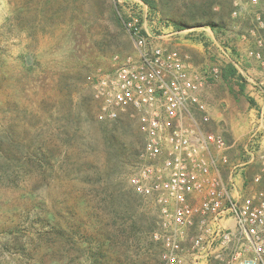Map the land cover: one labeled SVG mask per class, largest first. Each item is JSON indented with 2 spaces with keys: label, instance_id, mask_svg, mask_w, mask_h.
I'll list each match as a JSON object with an SVG mask.
<instances>
[{
  "label": "rangeland",
  "instance_id": "rangeland-1",
  "mask_svg": "<svg viewBox=\"0 0 264 264\" xmlns=\"http://www.w3.org/2000/svg\"><path fill=\"white\" fill-rule=\"evenodd\" d=\"M204 1L155 0L156 9L145 8L142 20L152 37L194 57L200 70L236 66L245 91L240 93L235 82L220 76L210 81L204 99L211 113L207 129L244 155L260 118L257 92L264 90L262 66L247 58L258 49L256 36L264 39L257 24L264 17V0H234L232 14L230 8L214 7L208 17L222 25L216 29L205 25ZM133 9L143 12L133 0H0V147L10 161L0 159V264H53L57 259V264H91L94 259L79 251L85 246L68 241L73 236L86 237L89 250L100 252L99 264L165 262V249L155 237L160 232L158 206L131 184L142 164L144 134L137 123L122 118L127 131L115 135L124 158L118 171L109 174L117 167L108 160L106 133L113 123L100 117L89 80L109 76L119 63L137 56L122 21ZM177 25L186 27L179 30ZM37 141L42 144V166L20 162L17 150L32 152ZM16 167L40 170L42 179L27 173L13 180L4 177ZM109 178L122 192L138 197L130 220L106 200ZM49 221L65 235L58 238L54 253H48L54 240L46 236ZM133 222L142 232L134 229L127 240L121 229Z\"/></svg>",
  "mask_w": 264,
  "mask_h": 264
},
{
  "label": "built area",
  "instance_id": "built-area-1",
  "mask_svg": "<svg viewBox=\"0 0 264 264\" xmlns=\"http://www.w3.org/2000/svg\"><path fill=\"white\" fill-rule=\"evenodd\" d=\"M133 1L143 12L133 9L122 21L137 56L119 63L111 75L89 80L102 119L125 117L144 134L142 164L131 184L158 206L160 232L155 237L165 249L164 264H264V193L233 200L217 174L219 161L229 164V146L207 129L211 115L203 94L220 71L200 70L189 56L152 37L142 20L148 6ZM239 11L236 4L234 15ZM257 24L264 33V17ZM256 43L258 49L247 58L264 71V39L256 36ZM258 135L256 127L248 152ZM228 220L234 228L226 225Z\"/></svg>",
  "mask_w": 264,
  "mask_h": 264
},
{
  "label": "trees",
  "instance_id": "trees-1",
  "mask_svg": "<svg viewBox=\"0 0 264 264\" xmlns=\"http://www.w3.org/2000/svg\"><path fill=\"white\" fill-rule=\"evenodd\" d=\"M143 3L145 5H147L151 10L156 9L157 6H155V0H142ZM233 2L234 0H205L203 2V16L204 18L207 20L206 22V26H209L213 29L216 28H220L222 25L212 21L208 16L211 15V13H213L214 7L218 6L220 7V10H224L225 8H230L229 9V14H232V7H233ZM234 10V9H233ZM236 10V8H235ZM231 11V13H230ZM179 30L185 29L184 27H186L185 25H177ZM221 71V78L224 79L225 81L229 82V83H236V85H238L239 87V92L243 93L245 91V79L243 78L242 75L239 74L238 69L236 68L235 65L233 64H228L225 68H222ZM250 103L255 104V102L253 100H250ZM123 120H117L112 122V128L109 129V131H107L108 133H106L107 135V139H109L110 141V156H109V161L114 162L117 167L115 166L116 170L109 172V174L115 171H118V166L121 163V160L124 158V150H122V143L120 142V140L118 139V137L115 135L116 132H123L125 134V132L127 131L125 128H123ZM102 123V122H101ZM2 142H0L1 145ZM33 146H35L32 150V152H24L21 149L17 150V155L20 157L19 161L21 162H25V163H30V164H36L39 166H42V162L44 160V157L42 155V144L40 141H37ZM21 146H18V148ZM4 158L3 153H1V147H0V159ZM6 159L7 163L9 164L10 161L8 160V158H4ZM30 171V172H29ZM29 171H24L23 167H16L13 171H11V173H6L4 177H8V179L13 180L14 178L19 177V175L24 173H27V175H29V177L33 178V179H42V172H40V170L38 171H34L33 170H29ZM111 183L107 184V194H106V200H111L112 204L115 203V205H118L120 208V211L125 219V221L130 220V218H132L134 216V214L136 213V209L137 206L139 205L138 201V197L135 195L134 192H130V191H124L122 192L121 188L119 187V189L116 186V183L112 182V178L108 179ZM111 188V190L109 191V189ZM117 213H118V209H116ZM120 215V214H119ZM49 229H48V233L46 234L48 240H51L54 238L53 240V244L50 245L48 247V253H54L55 250L58 249V244H57V240L58 238H60V235H63V232L60 231L58 232V229L56 227V224L54 223V221H49ZM52 225V226H50ZM134 229H136L137 231L139 230V232H142V229L140 227L137 226V224L135 222H133V224H129L128 226H123V228L121 229V232L123 234L128 235L127 236V240L130 239L131 235L134 232ZM148 230L152 231L153 227H149ZM129 232H131V234H129ZM63 237H65V235H63ZM78 237L73 236L72 238L67 237L68 241L70 242H81V244L83 246H85L84 248H79L81 254L83 256H86V258H90V259H94L93 262L91 264H99L100 262L98 261V257L97 254H99L100 252L95 251V250H89V246H88V241L86 239V237L80 236L79 240H77ZM111 236H108L107 241L110 242ZM128 241H126L127 244ZM100 248L104 247V243L101 242L98 245ZM63 260V259H62ZM61 260V261H62ZM58 262H60L58 259L57 260H53L52 263L53 264H57ZM65 262H63L62 264H64ZM161 264H164V262H162ZM212 264H214V262H212Z\"/></svg>",
  "mask_w": 264,
  "mask_h": 264
},
{
  "label": "crops",
  "instance_id": "crops-1",
  "mask_svg": "<svg viewBox=\"0 0 264 264\" xmlns=\"http://www.w3.org/2000/svg\"><path fill=\"white\" fill-rule=\"evenodd\" d=\"M145 29L148 31L146 24ZM172 35L170 34L166 38ZM194 61V57H191V62L195 65L196 62L194 63ZM252 62L259 67L258 62ZM247 80L253 82L248 77ZM262 92L264 94V90L261 89V92H257L256 96L257 113L260 116L257 121V131L259 133L257 145L248 152L249 144H247L244 155H241L238 150H232L233 146L229 147L226 155L229 158V164H231L224 165L219 161V171L217 174L225 181L228 192L233 200H244L247 197H256L264 193V168L262 167V157H264V95ZM215 115H217V111H215ZM226 225L229 228H234L235 226L233 220L226 221ZM185 259L186 261H191L189 256H186Z\"/></svg>",
  "mask_w": 264,
  "mask_h": 264
},
{
  "label": "water",
  "instance_id": "water-1",
  "mask_svg": "<svg viewBox=\"0 0 264 264\" xmlns=\"http://www.w3.org/2000/svg\"><path fill=\"white\" fill-rule=\"evenodd\" d=\"M28 64H31V61H30V59H28V62H27Z\"/></svg>",
  "mask_w": 264,
  "mask_h": 264
}]
</instances>
